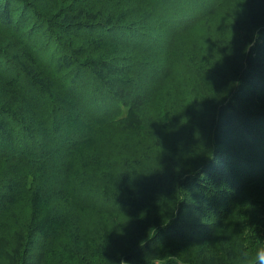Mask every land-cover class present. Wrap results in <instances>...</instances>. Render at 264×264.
Instances as JSON below:
<instances>
[{
    "label": "trees",
    "instance_id": "obj_1",
    "mask_svg": "<svg viewBox=\"0 0 264 264\" xmlns=\"http://www.w3.org/2000/svg\"><path fill=\"white\" fill-rule=\"evenodd\" d=\"M262 243L264 0H0V264Z\"/></svg>",
    "mask_w": 264,
    "mask_h": 264
},
{
    "label": "clouds",
    "instance_id": "obj_2",
    "mask_svg": "<svg viewBox=\"0 0 264 264\" xmlns=\"http://www.w3.org/2000/svg\"><path fill=\"white\" fill-rule=\"evenodd\" d=\"M126 262L121 260L120 264H126ZM239 264H264V243L260 244L253 252L245 250L239 256Z\"/></svg>",
    "mask_w": 264,
    "mask_h": 264
},
{
    "label": "rangeland",
    "instance_id": "obj_3",
    "mask_svg": "<svg viewBox=\"0 0 264 264\" xmlns=\"http://www.w3.org/2000/svg\"><path fill=\"white\" fill-rule=\"evenodd\" d=\"M158 14V13H157ZM156 13H155V15H157ZM159 19V21L157 22H155V23H157L159 26H161V24H162V18L160 17V18H158ZM162 27H164V25L162 24ZM91 199L92 200H94L95 201V198L92 196L91 197ZM54 257H55V254H53V252L51 251L50 253H48V255H47V258H46V261L45 262H47V264H49V260L50 259H54Z\"/></svg>",
    "mask_w": 264,
    "mask_h": 264
}]
</instances>
